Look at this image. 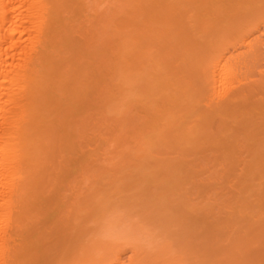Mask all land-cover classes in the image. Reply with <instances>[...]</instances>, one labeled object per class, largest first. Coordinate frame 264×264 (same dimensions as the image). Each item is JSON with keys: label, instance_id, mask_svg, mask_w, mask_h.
Listing matches in <instances>:
<instances>
[{"label": "bare ground", "instance_id": "bare-ground-1", "mask_svg": "<svg viewBox=\"0 0 264 264\" xmlns=\"http://www.w3.org/2000/svg\"><path fill=\"white\" fill-rule=\"evenodd\" d=\"M216 1L190 0V7L184 10L165 0H0V264H123L121 255L126 250L133 253L129 264H205L171 253L173 246L181 253L188 251L189 244L181 235L165 232L169 242L164 241L159 252L125 239L123 228L136 231L141 226L124 227L125 215L106 216L107 208L98 193H86L88 189L82 193L80 185L106 175L114 183L116 174L131 168L122 156L132 150L145 152L146 140L152 135L159 143L166 139L170 141L167 146L178 148L183 147L180 141L207 135L205 129L212 120L218 122V134L230 131L232 123L252 134L254 125L264 121V42L252 38L264 27V0H246V7L237 10L241 19L258 20L253 29L244 35L234 33L232 39L199 44L194 35H185L178 28L184 23L183 15L192 11L197 16L190 19L197 20L203 13L224 11V6H214L242 0ZM204 20L201 18V24L209 21ZM175 29L184 45L173 50L172 56L179 61L174 79H193L175 92L186 102L184 116H195L197 125L188 128L184 116L175 125L172 115L163 124L166 129L155 131L161 120L156 119V108L145 107L149 116L142 120L133 114V107L147 99L153 104L159 93L165 106L179 99L174 91L158 90L159 81L167 80L161 71L171 54L153 50ZM155 36L159 39L152 45L149 40ZM192 39L196 41L193 48ZM144 40L149 45L142 52L139 44ZM240 49L244 51L239 53ZM112 82L118 99L109 89ZM108 113L117 116L113 125L108 124ZM99 139L105 141V157L96 159L103 168L95 175L91 163ZM112 152L118 157L106 156ZM140 168L135 166V176L144 180L146 174ZM166 171V184L177 185L176 172ZM182 196L180 209L195 213L197 205ZM134 201L124 205L144 211L156 207L149 205L151 199L144 201L146 207ZM91 204L102 212L90 220L95 222L93 226H87L84 213ZM209 205L200 210L213 215ZM157 210L161 208L148 215L159 219ZM220 210L223 212L207 230L213 236H229L231 259L223 264H256L255 250L264 257V228L253 229V216L240 200H225ZM142 251L158 254L142 256Z\"/></svg>", "mask_w": 264, "mask_h": 264}, {"label": "rangeland", "instance_id": "rangeland-1", "mask_svg": "<svg viewBox=\"0 0 264 264\" xmlns=\"http://www.w3.org/2000/svg\"><path fill=\"white\" fill-rule=\"evenodd\" d=\"M165 1L168 5H180L181 7H184V10L190 7V0ZM213 1L215 3L218 2L216 0ZM246 3V0H242L239 4L235 2H226L224 4H220L219 6H214V9L224 6L222 8L224 11L218 15L208 16L206 13H203L197 20L190 19V16L193 15L195 19V16H197L196 11H192L186 16L182 14V21L184 23L180 24L178 28L185 35H194L195 40H197L199 44L202 43L200 41L204 42L205 40H216L222 38L232 39V36L234 37V33L244 35L249 30L254 28L256 21L258 20L249 16L241 19L242 17H240L241 15L237 13V10L245 8L247 5ZM233 6L236 8H232ZM201 18H203V20L209 19V21L201 24ZM205 27H207V33L203 34L202 30ZM179 34L180 32L175 29V33H172L170 37L166 39L162 38L159 40L158 42L160 43H157V47L153 49L155 54L157 51L159 52L160 49H162V51L166 54H171L168 56L170 57V62L163 66L164 69L161 71L167 80L159 81L160 86L158 87V90H162L164 93L172 91V94H179V99L177 98L178 100H176V102H169V104L165 106L159 100V93L153 100V104L152 102L149 103V100L147 99L133 107V114L142 120L149 116L145 107L151 106L156 108L158 111L156 119L159 118L161 120L157 123L155 131H162L166 129H163V124L168 122V117L171 118L172 115H174L171 119H175V123H172L176 125L184 120L181 116L186 115V110H183L186 102H184V99L181 98V93L175 91L186 83H191L193 79L188 77H185L184 80H180L178 78L179 81L174 79L173 73L176 71L179 61H177V58L172 56V54L184 45V43L179 39ZM252 38H257L261 42H264V27L260 26L259 31L254 32ZM155 39H159V36H155L154 39L149 40L152 45L154 44ZM195 42L196 41L192 39V44H190L192 48L194 47L193 45ZM147 43L149 45V42L144 40L139 44L141 45L142 52L146 51ZM243 51V49H240L239 53ZM144 65H146V63ZM228 67H231L230 64H228ZM256 78L258 77L256 76ZM109 89L112 91V94H114V99H118V89L115 86V82L110 84ZM173 91L175 93H173ZM142 99L144 98L142 97ZM115 103H117V100ZM98 107L101 108V105ZM190 116L191 115H188V118L184 116L186 118L185 120L189 123L187 127L194 128L197 125V118L195 116ZM107 118L108 124L113 125L117 116H114L112 113H108ZM259 123L254 125L255 128H253L254 132H252V134L243 132L242 130L245 127L239 126L240 124L238 125V123L229 124L230 127H232L230 131L218 134L216 132L218 122L217 120H212L210 122V126H207L205 129L207 135L198 136L192 141L189 140L190 143H188L189 141L187 140L180 141L181 144L183 143V147L178 145V148H171L170 143L167 146V143L170 141L166 142V139L160 141L159 143L157 141L158 138L152 135L146 140L148 142V146L145 148L147 149L145 152L136 153L132 150L130 154L122 156L124 163L130 165L131 168L125 169L121 174H116L113 177L115 178L114 180H116L114 183H111V176L106 175L103 179H93L89 182V184H85L86 186L80 185L82 188H79L82 189V193L87 189L88 192L86 193H91L92 191L98 193L100 196L99 198H102L103 206L107 208L106 216L111 215L112 217H115L125 215V218H123L124 227L125 225L134 223L135 226H141L140 229H135L136 231H131L132 229H129V226L126 228L122 227L123 232H121L125 239H132L139 244L141 248L144 247L146 250L151 251L157 249L159 252V249L162 247L161 245H163L164 241H166L165 236H167V233L165 232H168L171 236L181 235L183 239L185 238L186 244H189L187 246L188 251L184 253H181L179 248L173 246V248H171V253H174L176 256L178 255L180 258H191L189 262L193 260L194 262L202 261L205 264L226 263L229 259H231L229 258L230 254L228 252L229 236L226 234L224 235L223 233L219 234V236H213L212 234H209V231L207 230L209 223L213 224L215 217L217 218L219 214L223 212V210H220L223 201L228 199L240 200V204L244 206V210L253 216L255 222L253 229L258 230V227L264 228V121L260 122L259 120ZM95 142L91 167L94 174L98 175L103 167L98 161H96V159H102L105 157L103 151L105 148V141L99 139ZM129 147L134 149L133 144ZM106 156L118 157L115 152L109 153ZM169 164H173L175 168H178L176 170L179 171H175L173 166L171 165V167ZM137 165H141L140 171L143 174H146L144 180H142V178L137 179L138 176H135L138 175L134 169ZM164 166H166V168L170 171L173 170L176 172L174 173V176L179 179L177 185L170 183H168L169 185L166 184L167 182H165L164 179L168 176L166 172L169 171H166ZM160 168L163 169L160 170ZM180 195H184L181 199L185 197V199L192 205H197L195 213H189L180 209L182 208L179 207L181 206V204L179 205V201L181 200H178ZM150 199L153 202L159 200L160 204L148 202L149 205L154 204L153 206L156 207L150 208L149 210L145 209V211L144 209H141L143 210L142 212H139L141 211L139 210L140 207L136 206L131 208L124 205L128 204L129 206L130 203L132 204V202H135L134 200H137L134 204L140 202V206L143 205V207H146L144 206V201H149ZM165 200L171 203H167ZM200 201H203V203L199 205ZM161 202L166 207L161 205ZM206 203L211 204L209 206L213 208V215H210L208 210H205L204 212L200 210L202 205H205ZM162 206L164 207L162 208ZM167 207L169 208L168 211L165 210ZM160 208L161 210L164 209V212L157 210L159 214H155L159 215V219L165 217V220L162 219L163 221L161 222L158 221V216L150 217V215H148L149 213L151 214V212H156V209ZM101 212L102 211H100L99 206L91 204L85 211L84 217L89 221H93L97 219V216ZM184 212L187 213L185 214ZM160 214L163 217H161ZM163 214H168V216L166 217ZM147 215L149 217H147ZM152 216H154V214H152ZM156 218L158 220H156ZM89 221L86 225L89 224V226H93L95 222ZM186 231L187 234L184 233ZM164 233L166 235H164ZM189 235L191 236L189 237ZM261 241L262 240L259 242ZM166 242H169V240ZM175 243L176 242H174V244ZM171 245H173V243ZM194 250L198 253H195ZM156 252H150L147 255L146 253L148 252L142 251V256H150L151 253L158 254ZM255 252V260L257 259L256 257H259V259L254 263L261 264L264 262V257L261 258V254L259 255L258 253L259 249L258 251L255 250ZM191 254L195 255L192 256ZM132 256L133 253L131 251H124L121 255L123 264H129L128 259ZM163 257L166 258L167 256L165 255ZM151 258L153 259L152 256ZM210 260L212 261L210 262Z\"/></svg>", "mask_w": 264, "mask_h": 264}]
</instances>
